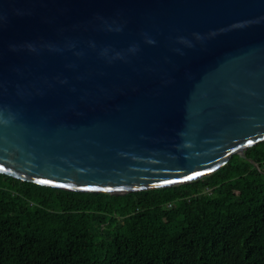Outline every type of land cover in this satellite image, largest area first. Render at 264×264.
Returning <instances> with one entry per match:
<instances>
[{
    "label": "water",
    "instance_id": "1",
    "mask_svg": "<svg viewBox=\"0 0 264 264\" xmlns=\"http://www.w3.org/2000/svg\"><path fill=\"white\" fill-rule=\"evenodd\" d=\"M262 141L264 0H0V172L125 195Z\"/></svg>",
    "mask_w": 264,
    "mask_h": 264
},
{
    "label": "trees",
    "instance_id": "2",
    "mask_svg": "<svg viewBox=\"0 0 264 264\" xmlns=\"http://www.w3.org/2000/svg\"><path fill=\"white\" fill-rule=\"evenodd\" d=\"M245 153L204 178L125 195L0 172V264H264V141Z\"/></svg>",
    "mask_w": 264,
    "mask_h": 264
},
{
    "label": "built area",
    "instance_id": "3",
    "mask_svg": "<svg viewBox=\"0 0 264 264\" xmlns=\"http://www.w3.org/2000/svg\"><path fill=\"white\" fill-rule=\"evenodd\" d=\"M212 188L210 189V188H207L206 190H205V192H209V193H211L212 192ZM173 206V203H169V204H167V207L168 208H171Z\"/></svg>",
    "mask_w": 264,
    "mask_h": 264
}]
</instances>
